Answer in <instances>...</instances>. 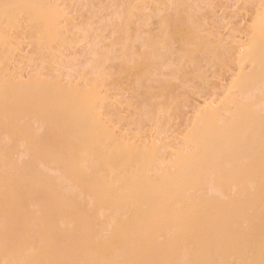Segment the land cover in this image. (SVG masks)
Instances as JSON below:
<instances>
[{
  "label": "bare ground",
  "instance_id": "bare-ground-1",
  "mask_svg": "<svg viewBox=\"0 0 264 264\" xmlns=\"http://www.w3.org/2000/svg\"><path fill=\"white\" fill-rule=\"evenodd\" d=\"M22 16L36 44L60 39L50 0H0V46L9 44L3 22L13 28ZM256 18L237 60L252 70L234 79L247 98L226 117L197 115L185 151L168 161L164 147L117 139L94 113L92 89L19 85L0 71V264H264V105L250 96L264 81V15ZM32 119L44 137L32 136Z\"/></svg>",
  "mask_w": 264,
  "mask_h": 264
},
{
  "label": "rangeland",
  "instance_id": "rangeland-1",
  "mask_svg": "<svg viewBox=\"0 0 264 264\" xmlns=\"http://www.w3.org/2000/svg\"><path fill=\"white\" fill-rule=\"evenodd\" d=\"M50 3L60 39L36 44L31 40L36 30L25 17L13 28L3 22L9 44L0 46L1 73L19 85L34 81L48 90L54 86L80 92L92 89L99 121L127 144L164 147V151L159 148L163 157L172 160L185 151L186 136L199 115L220 112V117H226V110L234 112L235 104L247 98L236 91L234 79L240 68L249 73L252 66H238L237 60L247 52L253 22L264 15V0ZM192 43L193 50L185 48ZM214 51L222 54L218 62L212 60ZM144 63L149 65L143 69ZM252 88L250 96L256 98L261 110L264 81L254 82ZM44 93H37L35 100ZM17 111L22 116L21 110ZM146 112L152 116L147 118ZM27 120L21 117L19 122ZM31 123L32 136L44 137L41 124L33 119Z\"/></svg>",
  "mask_w": 264,
  "mask_h": 264
}]
</instances>
